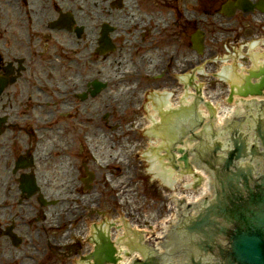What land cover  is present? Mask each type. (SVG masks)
Instances as JSON below:
<instances>
[{"label":"flooded vegetation","instance_id":"obj_1","mask_svg":"<svg viewBox=\"0 0 264 264\" xmlns=\"http://www.w3.org/2000/svg\"><path fill=\"white\" fill-rule=\"evenodd\" d=\"M238 5L239 0H0V264H22L20 257L36 251L47 225L46 217L37 215L36 197L22 191L30 175L37 181V161L51 155L30 107H42L33 100L69 107L68 68L62 59L70 43L81 45L77 38L83 33L77 30L101 31L107 22L117 58L142 70L132 80L136 93H186L181 74L190 71L195 59L193 33L208 32V42L214 41L220 34L216 22ZM249 15L263 14L236 8L232 26L251 23ZM184 46L194 57L182 62ZM171 52H177V59H169ZM71 83L83 90L81 78L74 76Z\"/></svg>","mask_w":264,"mask_h":264},{"label":"rangeland","instance_id":"obj_2","mask_svg":"<svg viewBox=\"0 0 264 264\" xmlns=\"http://www.w3.org/2000/svg\"><path fill=\"white\" fill-rule=\"evenodd\" d=\"M253 32H256L255 35L259 34V36L264 37L263 28L254 30L249 28L248 30H244L241 33L242 37H246L245 35L253 36ZM241 37L235 38V40H239ZM236 41V42H237ZM236 48V47H235ZM223 51V50H222ZM208 55V49L200 55V58ZM199 56V55H198ZM214 70V67L212 69ZM204 79H206L204 77ZM210 86V97L213 100L224 99L227 91L228 85L221 80H212ZM105 94H101L98 99L88 98L82 104V107L79 105L72 108H81L84 107H93L95 110L101 109L104 115L99 117L98 120H93L91 122L86 120L87 115L83 114H71L66 117L67 121H64L65 117L60 118L57 122L55 133H58V129L61 127H65L66 122L68 125V140L69 143H74L77 146V150L82 148V156L85 159L86 164H88V169L93 171L96 177V171H99V183L97 189H100V208L103 215H106L108 218H118L120 215H128L131 218L138 216L141 222L144 219L156 222L157 220H162L166 217L171 210L168 209V204L170 203L169 197L173 194H181L183 196L188 195L191 191H193L192 186H187L186 183L188 180H182L181 182L175 183L174 186H165L162 183L158 182H148L145 180L144 182L141 180L144 178V175L148 174L149 171H146V165L141 156L145 153L141 150L133 151V153L123 154V147L125 145L133 144L132 141L135 140L134 143L138 141H142V143L147 144L151 139L145 135L144 127L141 129L133 130V127H136L142 119L146 116L145 113H150V107H148L147 99L143 101V96L139 98H134V100L129 101L128 107H122L120 109L121 102H118L119 107H114L112 104H109L110 107H99L98 102L101 98H104ZM115 95V94H114ZM140 104L143 106L141 107ZM47 117L46 113L44 112ZM94 125L98 126V134L93 135L92 131L94 129ZM70 129V130H69ZM51 133H47V139H51ZM128 134V136L126 135ZM77 135V138L75 137ZM135 135V139H132V136ZM88 137V142H83L82 137ZM63 137V134H62ZM66 137V136H65ZM81 137V138H80ZM49 142V141H48ZM150 144V146H151ZM149 145V144H148ZM145 146H143L142 149ZM92 148L95 151V154L103 158V160L111 159L108 156V153L111 154H120V157H124L125 160H122L119 164L125 170L131 169L130 179L128 180L126 190L124 193L116 194L110 193V186L107 185V181L114 183L117 181V185L119 180H125V177H121L120 171H117V167L114 166V171L110 170V179L105 175L109 170H98L97 167H94L90 164V160L88 157L89 150ZM127 151V150H126ZM130 154L133 155L130 158ZM67 160V159H66ZM138 168L137 175H135V168ZM85 165L83 162L79 165V170L84 171ZM114 173V175L112 174ZM53 173V171H52ZM98 175V173H97ZM141 177V178H140ZM150 178L151 175H150ZM133 180V183L131 181ZM137 182V183H136ZM81 183V182H80ZM82 184V183H81ZM125 185V182H122ZM149 189L153 191V197L150 198L146 196ZM85 190V189H84ZM82 191L81 189L79 192ZM126 192V194H125ZM54 203H58L57 200H53ZM101 216V215H100ZM135 221V220H133ZM136 222V221H135ZM152 224V223H151Z\"/></svg>","mask_w":264,"mask_h":264},{"label":"water","instance_id":"obj_3","mask_svg":"<svg viewBox=\"0 0 264 264\" xmlns=\"http://www.w3.org/2000/svg\"><path fill=\"white\" fill-rule=\"evenodd\" d=\"M261 45H254L256 51H250L252 55V60L254 62H260L259 57L262 56ZM256 54V55H255ZM255 55V56H254ZM245 59L244 61H246ZM248 65V63H246ZM219 64H216L214 70H217ZM229 70V69H226ZM230 76V75H229ZM232 77V76H230ZM242 75H239L241 78ZM208 82V79H205ZM225 81V80H223ZM228 85V83H227ZM207 94H210V86L209 90H206ZM208 97V95H206ZM210 97V96H209ZM185 100L179 104V106H190L194 104L200 103L198 97L194 94L184 95ZM171 98H165L159 100L160 106L156 107V105L151 106V113L149 114V119L147 123V128H149L150 132L153 129H159V123L164 121L166 113L172 111L177 107L175 104H171ZM237 100H241L238 97L235 98L232 106H224L221 111H224L220 116V122H222L225 118L230 117L235 111L244 105V102L239 104L236 102ZM157 102V101H156ZM162 103V104H161ZM200 105V104H199ZM163 106V107H162ZM203 108V106H200ZM201 116L208 120L209 114L208 111L200 110ZM160 130V129H159ZM162 131V130H161ZM158 131L160 137L159 140L155 142V146L159 144H163L164 139L166 138V133L164 131ZM258 133L264 143V132L261 130V126L258 127ZM150 136V135H149ZM151 139V136H150ZM152 142V139H151ZM163 146V145H162ZM179 147V146H178ZM245 152V145L240 143V145L236 144V150L230 153L229 159H226L223 171H227V173L222 174V179L220 181L221 191L218 193L216 201L207 206V208L201 213L199 216L200 222H207L205 225H208V232L203 228V233L207 236L210 233V237L208 236L209 242H215L216 239L220 238L221 235H226L230 229V226H237L240 229H246L248 231V235L243 234V236L235 243V249L240 254L242 258H244L249 264H264V232H262L259 228H255V222H260L263 220L260 217H257L255 214H264V211L261 210L262 202H264V198L261 201L259 194L255 193L253 188L249 183V177L251 176V169L247 168L246 171L243 169H238L237 172L230 171V167L232 166L233 159L241 157L242 153ZM177 154V153H176ZM174 154V156L176 155ZM255 154V151H253ZM145 165L147 166V155L141 156ZM159 165L161 166V170L157 167L154 172L158 175H161L164 182L172 183L171 176L174 175V171L171 169V163L169 159L158 160ZM166 162L168 163V167H166ZM173 163V162H172ZM175 178H177V174H175ZM153 177V175H151ZM188 180V179H184ZM174 182V181H173ZM158 183H162V181H158ZM163 184V183H162ZM171 186V185H170ZM175 187V183L172 184ZM247 192L248 198H244V194ZM259 206V207H258ZM259 208L258 210H256ZM195 223L196 227L194 229L200 230L201 223ZM204 227V226H203ZM125 231L122 233H117L115 237L116 244V264H126L131 258L135 255H141L140 250L136 247L137 244L132 246L134 242L130 243L132 236L130 234L129 227L124 225ZM252 228L254 230V234H250L249 230ZM104 231L108 234L107 228L104 226ZM122 234L124 235V239H122ZM109 235V234H108ZM117 238V240H116ZM162 247H160V251Z\"/></svg>","mask_w":264,"mask_h":264},{"label":"bare ground","instance_id":"obj_4","mask_svg":"<svg viewBox=\"0 0 264 264\" xmlns=\"http://www.w3.org/2000/svg\"><path fill=\"white\" fill-rule=\"evenodd\" d=\"M85 10L86 11H88V8H87V6L85 7ZM89 15H94V13L92 12V13H89V14H87V16H85V22H86V20H88V16ZM93 43H94V40H92V42H91V45H90V48L89 49H91L92 48V45H93ZM254 45H261V41H260V43H254L253 45H252V47L250 48V51H256V49H255V47H254ZM114 62V61H113ZM112 63V62H111ZM110 63V64H111ZM77 83H78V81H77ZM182 96V95H181ZM168 97H170V96H166V95H164V96H162L161 98H156V97H151V98H153L154 100H155V102L156 101H158V100H162V99H165V98H168ZM183 97L184 96H182V99H183ZM171 98V97H170ZM180 98L181 97H179L178 98V100H180ZM117 99L118 100H122L123 102H122V105H121V107H120V109L123 107L124 108V105L126 104V102L127 101H130V97H127V95H121V96H118L117 97ZM183 100H185V98L183 99ZM101 102H102V104H107V102L105 101V99L104 98H101ZM177 107H179V104L178 103H176L175 104ZM102 108H104V107H102ZM68 113H70V108L68 109ZM83 113L85 114V115H87L86 116V119H95V120H98L99 119V117H100V115L103 113V111L101 112V109H97V110H95L93 107H85L84 109H83ZM148 119H149V116H148ZM148 121V120H147ZM147 123L148 122H146V120H144V121H141L139 124H138V127L137 128H139V127H141V126H143V125H147ZM147 127V126H146ZM98 126L97 125H94V129H93V131H92V134L93 135H97L98 134ZM127 136H128V134H126ZM51 146L53 147V149L55 150V151H65V150H69L70 149V147H68V146H65V145H62V142L61 141H53V143H51ZM137 146H135V148H136ZM127 152H129V151H126V148H124L123 149V154H126ZM111 152H109V154H110ZM120 154H111V155H109V158H111L110 160H107V163L108 164H113V163H115V162H117V161H120ZM121 158H122V160H125V158L124 157H122L121 156ZM118 163V162H117ZM129 173H131V171H129V170H127V174H129ZM125 174H126V171H125V173H124V176H125ZM130 178H132V177H130ZM129 178V179H130ZM57 179V180H56ZM74 182H75V175L74 174H72L71 176H70V174L68 173V178L66 177V174L63 176V177H61V178H58V177H56L55 176V180H53L52 181V186H51V192L49 193V195L52 197V196H56V194L54 193V190L56 191V190H58V192H59V197L60 198H62L63 200H66L67 201V203H69L70 204V202L71 201H74V200H76V199H79V197L78 198H76L74 195H73V192H74ZM122 182H125V180H122L121 181V183ZM57 183H58V188H57ZM123 190H124V188H123ZM207 190V188L206 189H204L203 191H206ZM203 191H202V193H203ZM202 193H200V194H202ZM199 194V195H200ZM198 196L196 195V196H193L192 198H191V200H194V199H196ZM86 201V199H84L83 201H82V204H84V202ZM123 231H125V228H123Z\"/></svg>","mask_w":264,"mask_h":264}]
</instances>
